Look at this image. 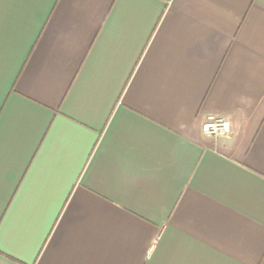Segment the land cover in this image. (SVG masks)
I'll return each mask as SVG.
<instances>
[{
  "label": "crops",
  "instance_id": "1",
  "mask_svg": "<svg viewBox=\"0 0 264 264\" xmlns=\"http://www.w3.org/2000/svg\"><path fill=\"white\" fill-rule=\"evenodd\" d=\"M0 242L264 264V0H0Z\"/></svg>",
  "mask_w": 264,
  "mask_h": 264
},
{
  "label": "built area",
  "instance_id": "2",
  "mask_svg": "<svg viewBox=\"0 0 264 264\" xmlns=\"http://www.w3.org/2000/svg\"><path fill=\"white\" fill-rule=\"evenodd\" d=\"M202 133L215 139L228 137L231 133L230 121L218 114H207L201 124Z\"/></svg>",
  "mask_w": 264,
  "mask_h": 264
},
{
  "label": "snow or ice",
  "instance_id": "3",
  "mask_svg": "<svg viewBox=\"0 0 264 264\" xmlns=\"http://www.w3.org/2000/svg\"><path fill=\"white\" fill-rule=\"evenodd\" d=\"M15 253L14 252H10L8 248L4 247L2 242H0V256L2 257H6V258H13L15 257ZM22 259V258H21ZM0 264H3V261L0 260Z\"/></svg>",
  "mask_w": 264,
  "mask_h": 264
}]
</instances>
